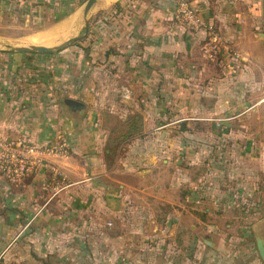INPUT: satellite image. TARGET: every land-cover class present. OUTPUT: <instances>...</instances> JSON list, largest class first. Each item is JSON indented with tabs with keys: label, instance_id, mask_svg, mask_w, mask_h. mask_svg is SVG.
<instances>
[{
	"label": "crops",
	"instance_id": "crops-1",
	"mask_svg": "<svg viewBox=\"0 0 264 264\" xmlns=\"http://www.w3.org/2000/svg\"><path fill=\"white\" fill-rule=\"evenodd\" d=\"M30 1L0 0L1 14L7 18L16 7L19 15L34 17L36 6L48 0H33L35 6ZM177 1L102 0L95 6V0L84 16L83 3L84 43L73 41L51 54L0 48V136L61 148L46 154L43 168L19 183L0 176V251L52 249L59 244L56 237L68 236L93 250L96 215L111 218L114 227L99 246L107 264L262 263L256 224L247 226L253 244L247 230L231 236L225 224L223 244L213 237L219 230L209 220L216 212H235L243 190L253 187L254 174L264 170L261 155L256 166L232 151L218 162L214 149L220 146H210L236 135L234 119L249 109L242 108L239 94L242 73L227 57L203 56L202 34L173 22ZM182 1L219 28L247 61L244 69L264 58V31H257L264 30V0ZM67 21L39 32L48 34L28 45L53 47L81 35L55 43L77 29L75 15ZM120 88L128 91V99H118L127 136L117 150L122 155L107 169L99 105L112 108ZM68 100L79 102V110L70 111ZM116 170L129 171L136 182L106 180ZM42 187L50 190L45 198ZM21 264H55V259L31 255Z\"/></svg>",
	"mask_w": 264,
	"mask_h": 264
},
{
	"label": "rangeland",
	"instance_id": "rangeland-1",
	"mask_svg": "<svg viewBox=\"0 0 264 264\" xmlns=\"http://www.w3.org/2000/svg\"><path fill=\"white\" fill-rule=\"evenodd\" d=\"M78 1L79 4L76 6V8L78 7L77 10L74 13L72 12L75 15V19L78 21L77 29L71 32H65L64 36L61 39L55 41V43H60L62 39H65L69 36L82 34L83 23L80 8L85 1ZM30 2L32 3L33 0H31ZM99 2H102V0H96L95 6ZM34 4L32 3V6ZM73 4V0H48L45 3L44 7L41 4H38V6H36L35 11H32L31 13L34 15V17H30L27 14L19 15V13H21L19 12V9H15L16 7H13V9L10 8V10H12V12H10V15L5 18V14L2 15L0 10V48L27 46L28 42L31 44L35 40L38 41L37 39L38 37H40L38 35H41L39 34V32L45 29L56 27L64 21H67L74 17V15L71 13L73 9L71 11H67ZM58 5H60L61 7H58ZM91 10H93V8ZM38 14L40 16H38ZM98 16H101V14ZM59 19L63 20L59 23H56V21H58ZM257 31L263 32L264 30H260L259 28V30ZM57 38L59 37H56L55 40ZM84 38L85 37H83L82 39H77L73 43H84ZM43 42L44 44H50V42H48L46 39H44ZM232 49L235 50L236 48L234 49L232 47ZM253 60L254 62L250 63L246 69H244L242 65L247 64V61H245V59L241 55L238 54V59L232 61L234 62L233 66L238 67V73H242L241 81L242 83H244V85L242 86L239 93L241 98H243L242 108L249 109H247L245 113L239 116V118L234 119L236 130L238 129V132L236 131V135L231 136L230 138L224 137V140H220L219 142H217L216 139L215 142L210 143L211 148L212 145L220 146L219 148L214 149L218 151L217 153H215V156L218 157L216 158L218 162L225 161V155H229L231 151L232 154L233 152L238 153L245 161H252L251 163H249L251 165L255 164L256 166L257 162L254 163V160L257 159V157L260 155L261 160L264 161V58ZM118 93L116 91V100L118 103L116 102V104H113L112 108L111 106H106L103 104L99 105L100 108L98 112V124L107 132V137L105 139L106 145L104 146L105 149L109 150L104 159L107 169L113 164V161L119 155H122L118 153L117 150L119 146L125 142L127 136L125 135V127L127 125H125L124 122H121L118 119V112L121 109V104L119 105V100L121 101V99L119 98ZM215 122V125L219 126V121L215 120ZM240 131H243V133H241ZM215 156L214 153H211V156L209 157L214 158ZM261 164H264V162ZM108 165L110 166L108 167ZM261 166L262 165H260V167ZM118 171L120 170H116L114 172L109 171L110 174L109 177L106 176V180H109L111 182V178H114L133 184L136 182V179L132 174L129 173V171ZM258 172L254 174V177L256 179L254 180L253 187L246 186V190H243L244 194L241 196V199L236 202L235 209L237 210H235V212H216L217 216H215L214 218H209V220H213L215 222V225L219 230L216 232L215 236L213 235V237L218 241L224 240L225 242V238L227 235H223V232L221 231L225 230V224L230 225V230H232L230 231L231 236L236 234L239 230H247V226L251 224H256L255 232L257 234V237L261 239L264 247V170L260 171L259 169ZM53 173L57 175L56 172ZM229 176L230 174L226 173L224 175V178H227ZM250 177L252 178L253 175H251ZM137 184L138 183H136V185ZM42 188L43 192L41 194V198H45V195L50 193V190L46 187ZM225 203L227 202L223 201L224 205H226ZM239 205L246 207L242 210H245L244 212H240L241 210H239ZM91 206L92 204H90V207ZM93 212L103 211L93 208ZM94 219L95 223L94 228H92L93 232L91 240L96 246L93 250L89 249V247H87L84 242H81V238L77 239L75 237L73 238L69 236L59 238L56 237V239H54V242H59V244L57 243L56 247L52 249L48 246H37L36 248H15L14 250H9L7 253L6 250H1L2 252L0 251V264H21L23 258L31 255L32 257L44 258L45 260H49V262H53V260L55 259V264H84L89 260H91V262L93 261L95 264H107L109 263V261H107L106 259L103 260L104 253L99 246L104 239H107V234H110L109 232L112 229L114 230V227L112 226V224H109L111 223V218L103 217L102 219V216L96 217L95 215ZM30 234L32 235V232H30ZM18 237L22 239L21 233ZM25 237H27L26 234ZM31 237L33 240H36V236ZM246 237L247 240H251L253 244L251 233H249V231L247 232ZM45 239H47V241H53V239L49 240L48 237ZM30 242V244L33 245L34 241ZM224 242L222 243L225 244ZM69 243L71 245H69ZM224 249H226V247ZM261 264L264 263L262 262Z\"/></svg>",
	"mask_w": 264,
	"mask_h": 264
},
{
	"label": "built area",
	"instance_id": "built-area-1",
	"mask_svg": "<svg viewBox=\"0 0 264 264\" xmlns=\"http://www.w3.org/2000/svg\"><path fill=\"white\" fill-rule=\"evenodd\" d=\"M173 22L189 32L202 34V54L213 59L214 56L227 57L230 61L238 59V54L227 43L219 28L206 22L199 11L186 2L178 0L173 11ZM119 98L128 99V91L119 89ZM59 146H47L31 142L25 136H0V176L10 184L36 174L44 166L45 155L59 154Z\"/></svg>",
	"mask_w": 264,
	"mask_h": 264
},
{
	"label": "water",
	"instance_id": "water-1",
	"mask_svg": "<svg viewBox=\"0 0 264 264\" xmlns=\"http://www.w3.org/2000/svg\"><path fill=\"white\" fill-rule=\"evenodd\" d=\"M95 0H86L84 2L83 5V16L85 15L86 11L88 10V8L91 6V4L94 2ZM84 32L83 34L79 35V36H74L71 38L66 39L65 41H63L62 43L55 45L53 47H48L45 45H40V44H35V45H27V46H14L11 47L9 49L15 50V51H20V52H28V53H40V54H51V53H55L61 49H63L67 44H69L70 42H73L77 39H80L84 36L85 32H86V21H84ZM261 38L264 40V33L260 34ZM68 104H75L73 103L71 100H68ZM78 106H80V104H77ZM254 242H255V248L257 251V254L260 258V260L264 263V247H263V243L261 241V239H259L257 236L254 238Z\"/></svg>",
	"mask_w": 264,
	"mask_h": 264
},
{
	"label": "trees",
	"instance_id": "trees-1",
	"mask_svg": "<svg viewBox=\"0 0 264 264\" xmlns=\"http://www.w3.org/2000/svg\"><path fill=\"white\" fill-rule=\"evenodd\" d=\"M73 5L71 6V7H69V9L67 10V11H71L72 9H74L78 4H79V1L78 0H75V2H74V0H73ZM60 51V50H59ZM58 52V51H57ZM66 102V104L67 105H69L70 107H69V110L70 111H76V110H79V108H77V107H79L77 104H80L79 102H73V103H75V104H68V101H65Z\"/></svg>",
	"mask_w": 264,
	"mask_h": 264
},
{
	"label": "bare ground",
	"instance_id": "bare-ground-1",
	"mask_svg": "<svg viewBox=\"0 0 264 264\" xmlns=\"http://www.w3.org/2000/svg\"><path fill=\"white\" fill-rule=\"evenodd\" d=\"M67 22H68V21H67ZM70 22H71V21H70ZM62 25H63V24H62ZM64 27H66V26L64 25ZM72 27H73V25H72ZM59 28H60V27H59ZM69 28H70V27H69ZM60 29L64 30V32H65V30H66L67 28H66V29L60 28ZM54 30H58V28H57V29L54 28ZM52 31H53V30H52ZM58 31H59V30H58ZM58 31H56V32H58ZM53 32H55V31H53ZM61 32H62V31H61ZM61 32H60V33H61ZM64 32H63V33H64ZM46 33H47V32H46ZM46 33H44V35H45ZM47 34H48V33H47ZM49 34H52L51 31H50ZM56 34H57V33H56ZM41 35H43V34H41ZM44 35H43V37H44ZM38 36H39V35H38ZM40 37H41V36H40ZM45 37L47 38V36H45ZM59 37H60V36H59ZM61 37H62V36H61ZM33 39H34V38H33ZM36 39H37V38H36ZM49 39H50V38H49ZM51 39H52V38H51ZM51 39H50V40H51ZM37 40H38V39H37ZM47 40H48V39H47ZM53 40H54V39H53ZM53 40H52V41H53ZM35 41H36V40H35ZM39 41H40V40H39ZM36 42H37V41H36ZM36 42H35V43H36ZM40 42H41V41H40ZM49 42H51V41H49ZM28 43H29V42H28ZM38 43H39V42H38Z\"/></svg>",
	"mask_w": 264,
	"mask_h": 264
}]
</instances>
